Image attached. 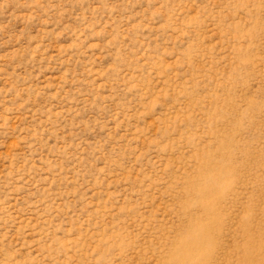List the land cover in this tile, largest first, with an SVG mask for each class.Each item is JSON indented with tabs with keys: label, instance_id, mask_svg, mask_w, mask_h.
<instances>
[{
	"label": "rangeland",
	"instance_id": "obj_1",
	"mask_svg": "<svg viewBox=\"0 0 264 264\" xmlns=\"http://www.w3.org/2000/svg\"><path fill=\"white\" fill-rule=\"evenodd\" d=\"M0 264H264V0H0Z\"/></svg>",
	"mask_w": 264,
	"mask_h": 264
}]
</instances>
